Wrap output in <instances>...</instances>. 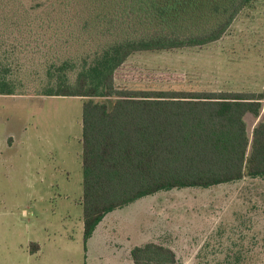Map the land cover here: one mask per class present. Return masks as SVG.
I'll list each match as a JSON object with an SVG mask.
<instances>
[{
    "label": "trees",
    "instance_id": "trees-1",
    "mask_svg": "<svg viewBox=\"0 0 264 264\" xmlns=\"http://www.w3.org/2000/svg\"><path fill=\"white\" fill-rule=\"evenodd\" d=\"M253 1L0 0V95L83 100L85 251L107 214L141 198L264 179V91L116 84L133 54L211 44ZM17 54L39 65L29 73L42 75L39 84L14 77ZM248 115L260 118L251 133ZM130 254L134 264H180L156 241Z\"/></svg>",
    "mask_w": 264,
    "mask_h": 264
},
{
    "label": "rangeland",
    "instance_id": "rangeland-1",
    "mask_svg": "<svg viewBox=\"0 0 264 264\" xmlns=\"http://www.w3.org/2000/svg\"><path fill=\"white\" fill-rule=\"evenodd\" d=\"M17 56L14 77L39 84L42 75L29 74L39 65ZM116 84L264 91V0H254L211 44L133 54ZM82 107L78 97L0 95V264H133L131 247L149 241L171 246L180 264H264L260 177L141 198L109 213L86 253ZM246 119L251 133L260 118Z\"/></svg>",
    "mask_w": 264,
    "mask_h": 264
},
{
    "label": "crops",
    "instance_id": "crops-1",
    "mask_svg": "<svg viewBox=\"0 0 264 264\" xmlns=\"http://www.w3.org/2000/svg\"><path fill=\"white\" fill-rule=\"evenodd\" d=\"M108 215V214H107ZM106 215V216H107ZM105 216V217H106ZM104 220V219H103ZM103 220L100 222V224L97 226L96 230L94 231L93 235L90 237V239L88 240L87 242V250H86V253H90V249H92V247H95L96 243H97V238L99 239L98 237V233H99V227L101 225V223L103 222ZM132 248V247H131ZM131 251V250H130ZM87 255V254H86ZM132 259V258H131ZM133 262V260H132ZM128 264H131V262L129 261ZM134 264V262H133Z\"/></svg>",
    "mask_w": 264,
    "mask_h": 264
}]
</instances>
